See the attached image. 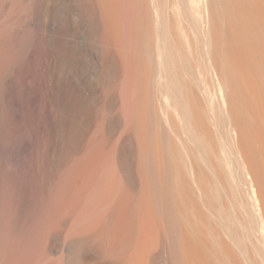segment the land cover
<instances>
[{
    "label": "bare ground",
    "instance_id": "bare-ground-1",
    "mask_svg": "<svg viewBox=\"0 0 264 264\" xmlns=\"http://www.w3.org/2000/svg\"><path fill=\"white\" fill-rule=\"evenodd\" d=\"M0 22V264H264V0H23Z\"/></svg>",
    "mask_w": 264,
    "mask_h": 264
},
{
    "label": "rangeland",
    "instance_id": "rangeland-1",
    "mask_svg": "<svg viewBox=\"0 0 264 264\" xmlns=\"http://www.w3.org/2000/svg\"><path fill=\"white\" fill-rule=\"evenodd\" d=\"M18 1V3L19 2H22L23 0H21V1H19V0H7V2H5V6H4V4H3V7H2V3L3 2H1V0H0V8L2 7L3 8V10H1L0 9V21L4 18V16H6L7 14H8V11L10 12V10H11V8H12V4L14 3V2H17ZM2 11V12H1ZM1 23V22H0ZM0 58H2L1 56H0ZM3 59H1L0 61H2ZM0 71H1V69H0ZM4 70L2 69V72H3ZM7 71H9V70H7ZM18 71H16L15 73H13L12 72V70L11 71H9V72H7V74L8 73H10V75L9 76H14V77H16L17 76V73ZM1 73V72H0ZM3 73H5V71L3 72ZM12 74V75H11ZM10 112H12L11 110H10ZM9 115H10V113H9ZM8 115V116H9ZM12 115V116H11ZM11 115L8 117L7 116V118H9V120H7L8 122H7V125H8V123L10 122L11 124H9V126H12V127H10V128H12V130H11V133L13 132V134H18V135H20V136H23V135H25V134H28V132H27V129H26V127H25V124H27V120H25V124L24 123H19L18 124V122H16V120H14L13 119V112L11 113ZM15 121V122H13V121ZM16 123V124H15ZM22 125V126H21ZM30 125V122H29V124H28V126ZM8 126V127H9ZM9 128V129H10ZM15 128V129H14ZM33 128V129H32ZM94 128H92L91 129V131L92 132H90L89 133V136H87V139L89 138V139H91L93 136H94V133H95V130H93ZM23 130V131H22ZM29 130H30V132L29 133H31V131L32 130H34L35 131V128L34 127H32V126H30L29 127ZM15 131V132H14ZM26 131V132H25ZM34 131L32 132L33 134H34ZM10 132V131H9ZM23 134V135H22ZM48 150V149H47ZM49 152H50V150H49ZM49 152H47V170H49V171H47V173L45 174V178H46V182H47V184H48V186H49V188H55L56 190L57 189H59L60 187L58 186L59 184L61 185V180L63 179V174L62 173H64L62 170H60V169H57L55 166H54V163H53V161L51 160V154L49 153ZM48 162H49V164H48ZM52 163V164H51ZM53 165V166H52ZM51 167V168H50ZM54 168V169H53ZM59 170V171H58ZM62 173H61V172ZM50 172V173H49ZM60 175H62L60 178H62L61 180H60V178H59V174ZM50 176H49V175ZM57 175V176H54V175ZM52 175V176H51ZM54 176V178H52ZM50 177V178H49ZM51 178H52V180H51ZM59 178V179H58ZM49 179V180H48ZM53 182L52 184H51V181ZM57 180V181H56ZM58 180H59V182H58ZM56 182V183H55ZM59 183V184H58ZM52 187H51V186ZM59 188H58V187ZM40 188H38V190H39ZM14 197V196H13ZM13 197H11V198H13ZM10 198V199H11ZM14 200H15V202H14ZM14 200H12V202H13V204H12V202H10L11 203V208H14V209H12V210H10L11 212H13L14 214H12L11 213V216L13 217V218H41V212L40 211H38V210H40L39 209V204H35V206H34V208L32 209V210H25V206H23L24 205V203L20 200V199H18V198H16V197H14ZM11 201V200H10ZM18 201V202H17ZM17 202V203H16ZM9 203V204H10ZM38 206V207H37ZM37 208H38V210H37ZM15 216V217H14ZM40 216V217H39ZM18 239H19V241H20V239H21V241H20V243L23 241V239L25 238L24 237V234H23V230L22 231H20L19 232V234H18V237H17ZM55 258H57V257H55L54 256V258H51L52 260H50L51 261V263L52 262H54V263H56V261L58 260V259H55Z\"/></svg>",
    "mask_w": 264,
    "mask_h": 264
}]
</instances>
